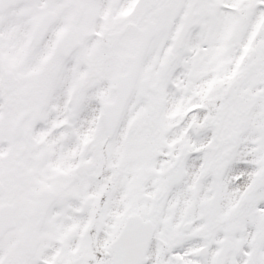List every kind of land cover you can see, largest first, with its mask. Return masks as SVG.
I'll use <instances>...</instances> for the list:
<instances>
[{
    "label": "snow or ice",
    "instance_id": "obj_1",
    "mask_svg": "<svg viewBox=\"0 0 264 264\" xmlns=\"http://www.w3.org/2000/svg\"><path fill=\"white\" fill-rule=\"evenodd\" d=\"M0 264H264V0H0Z\"/></svg>",
    "mask_w": 264,
    "mask_h": 264
}]
</instances>
